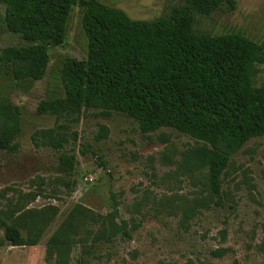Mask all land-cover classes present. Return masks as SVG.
<instances>
[{
  "label": "rangeland",
  "instance_id": "obj_1",
  "mask_svg": "<svg viewBox=\"0 0 264 264\" xmlns=\"http://www.w3.org/2000/svg\"><path fill=\"white\" fill-rule=\"evenodd\" d=\"M135 21H153L180 0H99ZM232 12L198 16L195 31L211 36L239 33L264 44V0H234ZM0 3V55L25 42L5 26ZM83 10L73 8L61 47L49 51L42 81H16L0 61V103L21 111L19 152H0V237L19 212L50 210L56 216L35 247L0 248V264H47L51 236L73 216L72 264H264V137L249 141L222 175L221 195L213 194L209 170L195 158L202 143L170 128L143 135L125 114L85 113L72 129L66 151L77 166L58 171L60 153L35 148L31 136L56 120L38 114L42 101L65 95L61 72L68 58L85 61L88 38ZM254 87H264L257 66ZM101 128L108 137L98 141ZM77 142H74V135ZM93 181H87V178ZM87 210L83 218L77 210ZM119 228L121 234L108 239ZM221 252L220 257L216 253Z\"/></svg>",
  "mask_w": 264,
  "mask_h": 264
},
{
  "label": "trees",
  "instance_id": "obj_2",
  "mask_svg": "<svg viewBox=\"0 0 264 264\" xmlns=\"http://www.w3.org/2000/svg\"><path fill=\"white\" fill-rule=\"evenodd\" d=\"M0 3L6 9L7 30L25 42L0 55L16 81L44 80L49 51L64 44L72 9L83 10L87 60L66 59L61 72L64 97L42 101L37 109L41 116L54 117L56 126L31 136L35 148L60 153L58 171L65 176L77 166L74 152L66 151L71 131L91 110L125 114L143 135L170 128L202 143L195 158L208 168L216 196L221 195V177L231 158L249 141L264 137V87H254L257 66H264V44L239 33L211 36L195 31L198 16L232 12L234 0H180L153 21L132 20L99 0ZM21 134L20 109L0 103V152L16 155ZM107 137L108 129L101 128L98 141ZM77 212L87 217V210ZM55 216L53 208L19 212L4 225L0 248L39 245ZM73 223L71 216L48 240L47 264H72ZM121 234L128 237L119 228L108 239Z\"/></svg>",
  "mask_w": 264,
  "mask_h": 264
},
{
  "label": "built area",
  "instance_id": "obj_3",
  "mask_svg": "<svg viewBox=\"0 0 264 264\" xmlns=\"http://www.w3.org/2000/svg\"><path fill=\"white\" fill-rule=\"evenodd\" d=\"M86 180L92 182V181H93V178L89 177V178H87Z\"/></svg>",
  "mask_w": 264,
  "mask_h": 264
}]
</instances>
